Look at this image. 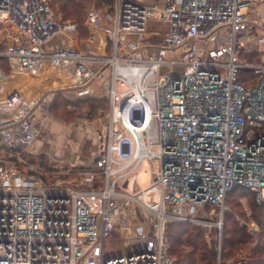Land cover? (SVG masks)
<instances>
[{
	"label": "built area",
	"instance_id": "1",
	"mask_svg": "<svg viewBox=\"0 0 264 264\" xmlns=\"http://www.w3.org/2000/svg\"><path fill=\"white\" fill-rule=\"evenodd\" d=\"M0 24V58L66 81L31 104L0 89V264H176L169 224L216 228L221 254L228 194L245 187L264 208V0H112L85 23L89 39L109 36L104 55L80 52L77 25L56 17L52 0H0ZM57 33L69 45L48 50ZM244 69L255 77L248 87ZM104 76L109 109L92 162L30 154L44 94L86 98ZM115 231L124 252L107 255Z\"/></svg>",
	"mask_w": 264,
	"mask_h": 264
},
{
	"label": "trees",
	"instance_id": "2",
	"mask_svg": "<svg viewBox=\"0 0 264 264\" xmlns=\"http://www.w3.org/2000/svg\"><path fill=\"white\" fill-rule=\"evenodd\" d=\"M52 2L57 14L65 21L77 25L80 39L83 41L89 38L85 24L89 7L94 4L103 9L102 7L111 4L112 0H53ZM242 57L251 62L257 60L256 53H246ZM7 62V58H0L1 67L4 68ZM252 78L255 77L251 71L241 70L239 81L243 85L250 86ZM56 109L59 110L56 116L64 120L70 121L79 116L96 119L94 116L98 112L100 116L106 114L109 100L96 95L78 99L63 98V95H59L49 112L52 115L56 114ZM34 156L44 163L49 161L44 153ZM242 199H246V207L241 203ZM226 203L229 210L224 215L221 254L217 248V240L213 237L208 240L205 231L199 226L186 222H174L168 225L169 253L175 258L176 264H226L232 259L235 261L238 254L244 256L242 264H264V208L259 207L253 194L242 186L234 188L228 194ZM237 216L245 219L246 223L240 224ZM251 221L257 224L258 232L251 233L248 230L247 225Z\"/></svg>",
	"mask_w": 264,
	"mask_h": 264
},
{
	"label": "crops",
	"instance_id": "3",
	"mask_svg": "<svg viewBox=\"0 0 264 264\" xmlns=\"http://www.w3.org/2000/svg\"><path fill=\"white\" fill-rule=\"evenodd\" d=\"M148 1L163 4V0ZM98 32V38L105 36V43L108 42L109 36L105 35L103 31ZM102 48L103 45L99 49ZM50 79L53 78L49 77ZM54 79L57 80V78ZM9 81L11 85H8ZM57 81L66 82L62 78ZM34 82V77H10L1 88L2 94L4 96L9 90L16 88L20 91H26ZM69 92L76 96L74 92ZM74 99H78V97L76 96ZM32 118L36 122L39 133L28 147L30 154L44 153L54 162H67L79 167L91 163L97 156L99 146L96 139V131H98L96 123H91L88 119L81 118L73 124L64 125L59 121L50 119L48 112L39 109L33 111Z\"/></svg>",
	"mask_w": 264,
	"mask_h": 264
},
{
	"label": "rangeland",
	"instance_id": "4",
	"mask_svg": "<svg viewBox=\"0 0 264 264\" xmlns=\"http://www.w3.org/2000/svg\"><path fill=\"white\" fill-rule=\"evenodd\" d=\"M52 6H53V2H52ZM92 7L100 8V7L94 6V4H92V6L89 7L87 12ZM106 7H107V4H105L102 8L105 9ZM53 10H54V13H55L56 17H61L62 18L61 15L56 13L54 6H53ZM62 20H64V19L62 18ZM87 33H88V35L90 34L88 28H87ZM4 34L5 33L3 32L2 28H1V30H0V44H1V41L3 40ZM105 39H106V37L103 36V37L95 39V40L84 39L82 41L80 39V36H79V41L76 44V46L79 48V50H80V52L82 54L104 55L103 52H100L101 50L99 48H100V46H102L105 43V41H106ZM66 45H69L68 37L65 34H63V33H57L51 38V40L47 41V43L45 45V48L50 50V49H55V48H58L60 46L62 47V46H66ZM2 70H3L4 75H5L4 77H8V76H9L8 78L14 77V76H12L13 72L15 71L14 61L8 60L7 64H5L4 68L2 67ZM181 70H182V67L164 66V67H162L161 72H162V74H168L169 76H174V75L179 74L181 72ZM47 72H50L49 68L47 69ZM15 78H17V77H15ZM35 78H38V77H35ZM8 85H11L10 81H9ZM31 85L33 86V84H31ZM63 85H64V83H63ZM109 86H110L109 85V77L108 76H104L103 79H101L98 83L94 84V88H95L94 95L99 96V97H106L108 99L107 95H108V91H109ZM49 87H51V84H50ZM69 91L70 90L67 89V88H61V89L58 90V94H54L53 92H50V91H48V92H46L44 94V98H47L49 100L48 115H49L50 119L55 120V121H59V122L63 123L64 125L73 124L74 122H76L77 120H79L81 118L88 119L89 122L97 124L96 127H98V129H97L98 131L103 130L104 127H105V124H106V117H105L106 114L100 116L99 112H98V114L96 116H94V117H96V119H89V118H86L85 116H79V117H75L72 120L68 121V120H64L62 118L60 119V118H58L59 116H56V115L59 114V113H56V112L59 111L58 109L55 110L56 114L52 115L51 112H49V110L52 107V105H53V103H54V101H55L57 96L63 95V98H68V99H74L76 97L75 95H73ZM62 117L63 118H69V117H65V116H62ZM96 139H97V131H96ZM142 167H143V172L140 174V176L138 178V183L141 186H144V185L148 184V170L150 169V163L146 161V162L143 163ZM241 203L244 204V207L247 206L246 199H242ZM228 210H229V207H228L227 211ZM237 219L239 220L240 224H245L246 223L245 219L241 218L240 216H237ZM247 221H250V220H247ZM195 225L199 226L201 229H203L205 231V236L207 237L208 240L211 239L212 237L215 239V237H217L219 235V233H218L216 228H213V227H211V228L210 227L209 228L208 227H202L201 225H197V224H195ZM223 227H224V224H223ZM222 235H223V232H222ZM120 236H121L120 232L115 231L112 234V236H110V238L107 239L106 251H105V253L107 255L116 254L117 252H124V249H123L124 244L121 241ZM238 255H237V257L235 256L236 259L240 258V256H242L240 254H238ZM231 261H227L226 264H232L233 261L232 262Z\"/></svg>",
	"mask_w": 264,
	"mask_h": 264
},
{
	"label": "bare ground",
	"instance_id": "5",
	"mask_svg": "<svg viewBox=\"0 0 264 264\" xmlns=\"http://www.w3.org/2000/svg\"><path fill=\"white\" fill-rule=\"evenodd\" d=\"M14 64H15V71L13 72L14 77H34L35 82L33 83V86H29V88L26 91H20L17 88L16 89H12V90H18L21 95L26 99V102L28 104H31L32 100L37 98V96L40 95V93L47 87L50 86H59L60 84H62V81H57L56 79H50V80H46L44 75H37V74H32V73H28V72H24L19 68V65L17 63L16 60H13ZM9 77V76H8ZM8 77H4L0 80V88L3 87V85L5 84V82L7 81ZM38 77V78H35ZM50 78H52V76H50ZM11 90H9L7 93H9ZM3 95V94H2Z\"/></svg>",
	"mask_w": 264,
	"mask_h": 264
},
{
	"label": "water",
	"instance_id": "6",
	"mask_svg": "<svg viewBox=\"0 0 264 264\" xmlns=\"http://www.w3.org/2000/svg\"><path fill=\"white\" fill-rule=\"evenodd\" d=\"M16 92H17V90H11V91L9 92V94H10V96H13Z\"/></svg>",
	"mask_w": 264,
	"mask_h": 264
}]
</instances>
